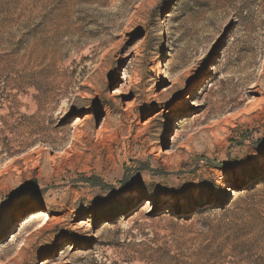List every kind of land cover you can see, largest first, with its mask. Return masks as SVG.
Listing matches in <instances>:
<instances>
[{
  "label": "rangeland",
  "instance_id": "rangeland-1",
  "mask_svg": "<svg viewBox=\"0 0 264 264\" xmlns=\"http://www.w3.org/2000/svg\"><path fill=\"white\" fill-rule=\"evenodd\" d=\"M0 144V264H178L264 198V0H0Z\"/></svg>",
  "mask_w": 264,
  "mask_h": 264
},
{
  "label": "trees",
  "instance_id": "trees-1",
  "mask_svg": "<svg viewBox=\"0 0 264 264\" xmlns=\"http://www.w3.org/2000/svg\"><path fill=\"white\" fill-rule=\"evenodd\" d=\"M240 201L248 206L241 207L239 212L227 210L233 202L229 201L220 206L224 211L221 218H204L197 222L196 230L191 228L196 232L197 237L192 241L181 243V246H185L182 251L184 257L178 258L177 263L200 264L199 259L205 256L209 264L228 263L226 258L232 256V253L237 262L249 259L251 256L242 255L246 251L252 254L259 235L264 233V212L259 211V208L264 207V198L244 196L238 199L239 203ZM188 219H192V216ZM226 250H229L230 254L225 253Z\"/></svg>",
  "mask_w": 264,
  "mask_h": 264
},
{
  "label": "bare ground",
  "instance_id": "bare-ground-1",
  "mask_svg": "<svg viewBox=\"0 0 264 264\" xmlns=\"http://www.w3.org/2000/svg\"><path fill=\"white\" fill-rule=\"evenodd\" d=\"M1 145L2 144H0V150H2V147H1ZM260 164L261 165H263L264 164V159H262L261 161H260ZM194 197H198L199 196V192L197 191V190H192L191 192H190ZM139 196V194L138 193H136L135 195H134V197L136 198V197H138ZM187 200L186 199H182V202H186ZM177 201H176V199H175V197L173 196V195H166V196H164V198L162 199V203H169V204H173V203H176ZM81 204H84L83 205V207H87V208H89L88 210L89 211H91V212H95L96 210H97V204H100V203H97V202H88V203H81ZM86 208V209H87ZM87 212L85 211L83 214L85 215ZM44 212L43 211H36V212H33V213H31L30 214V217H29V219H27V220H30V221H39L40 220V218H42L44 215ZM46 223V222H45ZM44 223V224H45ZM44 264V263H43Z\"/></svg>",
  "mask_w": 264,
  "mask_h": 264
}]
</instances>
